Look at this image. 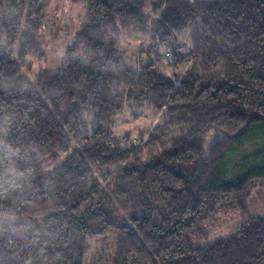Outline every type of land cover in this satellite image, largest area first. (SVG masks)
<instances>
[{
  "label": "trees",
  "instance_id": "obj_1",
  "mask_svg": "<svg viewBox=\"0 0 264 264\" xmlns=\"http://www.w3.org/2000/svg\"><path fill=\"white\" fill-rule=\"evenodd\" d=\"M52 1L0 0V264H83L111 234L109 264H264L247 203L264 189V0H71L87 4L75 39L30 79ZM129 104L166 119L117 137ZM226 214L243 222L196 245Z\"/></svg>",
  "mask_w": 264,
  "mask_h": 264
},
{
  "label": "rangeland",
  "instance_id": "obj_2",
  "mask_svg": "<svg viewBox=\"0 0 264 264\" xmlns=\"http://www.w3.org/2000/svg\"><path fill=\"white\" fill-rule=\"evenodd\" d=\"M145 9L147 13H151V4L147 3ZM86 11V3L74 5L71 0H53L51 2L37 35L47 51L48 58L45 60H27V63L22 68V75L24 77L34 79L40 73L52 72L59 67L61 56L68 45L75 39ZM143 41L144 39L139 36L126 34L123 37V48L125 49L123 60L131 69H138L140 67L138 51L144 45ZM178 41L188 43L187 34L180 36ZM165 51L166 49L163 50V52ZM165 119V112L155 110L152 105L138 107L129 104L122 113L116 115L113 132L117 137L129 134L132 139H135L140 131L151 129L163 123ZM216 136V132L212 131L208 133L205 138L206 146H209ZM72 142L75 144L74 141ZM246 150L251 151L253 147L247 148ZM234 161H236V158H231V165L234 164ZM55 165L56 163L50 165L49 168H53ZM247 203L251 211V216H263L264 189H258ZM242 222L243 218L240 214H226L223 217H219L215 223L205 227V231L208 233V239L205 241H195V244L205 245L217 239L224 238L230 235L231 231ZM115 238L111 234L104 239H89L83 264H109L116 247Z\"/></svg>",
  "mask_w": 264,
  "mask_h": 264
},
{
  "label": "built area",
  "instance_id": "obj_3",
  "mask_svg": "<svg viewBox=\"0 0 264 264\" xmlns=\"http://www.w3.org/2000/svg\"><path fill=\"white\" fill-rule=\"evenodd\" d=\"M167 56H170V54H168Z\"/></svg>",
  "mask_w": 264,
  "mask_h": 264
}]
</instances>
